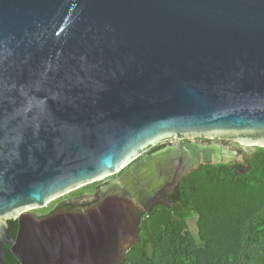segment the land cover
<instances>
[{"label":"water","instance_id":"95a60500","mask_svg":"<svg viewBox=\"0 0 264 264\" xmlns=\"http://www.w3.org/2000/svg\"><path fill=\"white\" fill-rule=\"evenodd\" d=\"M173 136L264 149V0H0V264L8 243L18 264H124L183 155L140 160L78 214L29 212Z\"/></svg>","mask_w":264,"mask_h":264},{"label":"trees","instance_id":"16d2710c","mask_svg":"<svg viewBox=\"0 0 264 264\" xmlns=\"http://www.w3.org/2000/svg\"><path fill=\"white\" fill-rule=\"evenodd\" d=\"M249 163L241 176L227 166H203L187 175L175 209L144 214L138 244L124 264H264V149ZM219 175L228 179L218 180ZM96 190L92 185L75 196ZM193 211L197 238L187 231ZM159 227L164 231L158 235Z\"/></svg>","mask_w":264,"mask_h":264},{"label":"flooded vegetation","instance_id":"af4514ba","mask_svg":"<svg viewBox=\"0 0 264 264\" xmlns=\"http://www.w3.org/2000/svg\"><path fill=\"white\" fill-rule=\"evenodd\" d=\"M163 142L164 143L161 146H159L157 143L155 146L141 150L139 154L135 158H133V160L125 168H123V170L120 173H118L115 176H112V177H116L115 182L117 185L121 186L120 187L121 192L127 193L126 192L127 187L123 186V184L119 181V178L121 177L122 173L125 172L130 166L139 162L140 160H143L146 158L145 160L149 159L151 162L152 161L156 162L153 165L154 168L157 165L161 164L162 161L173 160L174 157L182 156V155L188 161V163L193 162L192 168L186 170L183 178L178 183H176L175 185H174L175 182L172 183L170 187L158 192L160 194H155L154 193L155 190L152 191L154 194L151 192V189H157L158 185L161 184L160 181L157 182V181L152 180L150 181L151 183L149 182V185H151V187H149V189H145V191H147L148 194L151 193L153 195L151 198V202L148 205V209L147 210L145 209L144 211V209L142 208L144 213L157 212L158 210L162 208L168 209V210L175 209L178 206L180 198H181L179 187L181 186L182 181L185 179L187 175L197 171L200 167H203V166L217 167L219 162L221 163H224L225 161L232 162V161H229L230 154L228 153L224 145H227L228 143H236V144H240L241 146H245L241 144L240 142L239 143L234 142L232 139L225 138V137H219V136H212V137L173 136V137L165 139ZM245 147L263 149L260 146H245ZM109 178L111 177H107L104 180H107ZM104 180L100 182H103ZM136 184L138 186H141V188L147 187L142 182H139ZM89 186L91 185L79 188L68 194L78 192L79 190H83ZM99 199H100V193L98 194V197L94 202L98 201ZM87 207L88 206H57V207H53L49 211L42 212L41 214L39 213L36 217H38L39 219H45V218H48L54 215L78 214L79 212L86 210ZM32 212L33 211L29 213L31 214ZM19 217L20 215H15V216L6 218L4 220L5 227L3 228V231L5 233L6 239L9 241L11 239L15 241L17 238ZM13 222H17L16 227H13L11 225V223ZM11 248L12 247L10 243H8L6 245L7 254L5 256V264H18V261L16 260V258L10 252ZM11 257L14 258L15 263H13L14 261L13 262L11 261Z\"/></svg>","mask_w":264,"mask_h":264},{"label":"rangeland","instance_id":"374dc122","mask_svg":"<svg viewBox=\"0 0 264 264\" xmlns=\"http://www.w3.org/2000/svg\"><path fill=\"white\" fill-rule=\"evenodd\" d=\"M163 140L158 141L159 146L163 145L164 143ZM224 147L230 154L229 161H232V162H226V161L224 163L219 162L217 167L227 166L231 169V171L234 174H237L238 176L245 175L249 169V164H250L249 162L251 161L253 156L257 153L258 148H249V147L241 146L240 144H236V143H228L227 145H224ZM217 179L226 180L228 179V177L225 175H219L217 176ZM115 180H116V177H111L107 180H104L103 182L94 184L93 186L97 187L96 192L93 194L90 193L88 194V196H85L83 198H78L75 196L76 194L81 193L83 190H79L78 192L65 195L61 199L49 204L46 208L33 211L31 214L37 216L39 213L41 214L42 212L49 211L53 207H57V206H89L91 205V203H93L97 199L99 193L101 196V194H103L104 192H105L104 195H107L109 192H111L113 187L117 185ZM117 186L119 188L121 187L119 185ZM87 188H85V190ZM197 222H198V216H196L195 212L193 211L192 215L187 220V225H188L187 231H189L194 238L198 237ZM162 231H164V228L159 227L158 235Z\"/></svg>","mask_w":264,"mask_h":264}]
</instances>
